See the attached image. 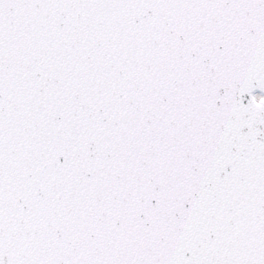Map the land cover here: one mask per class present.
Listing matches in <instances>:
<instances>
[{
  "label": "snow or ice",
  "instance_id": "6c2138e0",
  "mask_svg": "<svg viewBox=\"0 0 264 264\" xmlns=\"http://www.w3.org/2000/svg\"><path fill=\"white\" fill-rule=\"evenodd\" d=\"M0 264H264V0H0Z\"/></svg>",
  "mask_w": 264,
  "mask_h": 264
}]
</instances>
